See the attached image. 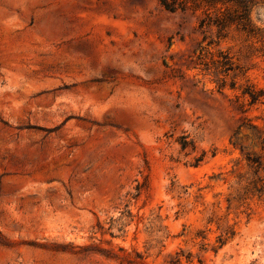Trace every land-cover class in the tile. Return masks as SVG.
Returning a JSON list of instances; mask_svg holds the SVG:
<instances>
[{
  "label": "rangeland",
  "instance_id": "374dc122",
  "mask_svg": "<svg viewBox=\"0 0 264 264\" xmlns=\"http://www.w3.org/2000/svg\"><path fill=\"white\" fill-rule=\"evenodd\" d=\"M196 27L0 0V264H264V37Z\"/></svg>",
  "mask_w": 264,
  "mask_h": 264
},
{
  "label": "trees",
  "instance_id": "16d2710c",
  "mask_svg": "<svg viewBox=\"0 0 264 264\" xmlns=\"http://www.w3.org/2000/svg\"><path fill=\"white\" fill-rule=\"evenodd\" d=\"M158 4L169 13H190L197 19V31L202 35V41H207V46L216 44L213 39V30L216 38L225 36L230 30L235 29L248 37H264L263 28L259 27L252 18V11L264 7V0H156ZM224 72L231 66L229 57L224 56L221 61ZM189 67V65H188ZM222 81V87L225 86ZM233 85V84H232ZM252 102L256 101L259 94L250 92ZM179 144L182 150L193 147L186 135H181ZM250 160V158H249ZM257 162L256 160H253Z\"/></svg>",
  "mask_w": 264,
  "mask_h": 264
}]
</instances>
